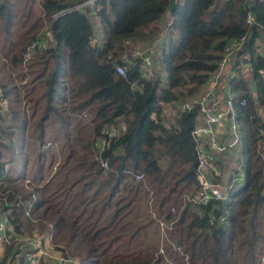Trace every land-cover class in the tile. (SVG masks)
I'll use <instances>...</instances> for the list:
<instances>
[{
    "label": "trees",
    "instance_id": "16d2710c",
    "mask_svg": "<svg viewBox=\"0 0 264 264\" xmlns=\"http://www.w3.org/2000/svg\"><path fill=\"white\" fill-rule=\"evenodd\" d=\"M171 1H98L102 39L94 42L84 15L51 18L70 0H0V108L5 101L9 114L0 127V216L7 233L45 236L65 264H264L262 163L255 149L257 130L264 129L256 117V105L264 107L257 74L264 62L255 46L264 44V0ZM43 30L48 47L40 41ZM158 37L149 79L138 62L115 73L123 41L149 46ZM238 38L244 41L235 67L239 60L248 66L250 80L234 69L231 90L245 99L243 107L233 105L245 177L224 199L193 205L198 113H177L166 129L161 105L173 108L195 94ZM157 56L163 80L154 73ZM119 125L115 138L102 134ZM14 262L25 264L9 242L0 264Z\"/></svg>",
    "mask_w": 264,
    "mask_h": 264
},
{
    "label": "built area",
    "instance_id": "2783aa9c",
    "mask_svg": "<svg viewBox=\"0 0 264 264\" xmlns=\"http://www.w3.org/2000/svg\"><path fill=\"white\" fill-rule=\"evenodd\" d=\"M39 0H35V4ZM100 0H70L67 5L61 11L51 15L54 20L58 16L66 13L76 12L84 15L89 21L96 22V10L98 9L97 2ZM182 0H172L171 4H177ZM247 25H251V21L246 20ZM96 38L95 31H93L92 40ZM243 38L234 39L228 42L223 49V54L220 60L216 64V69L208 76L205 83L200 89L193 95H190L183 100L178 101L176 105H172L174 109V115L177 113H184L192 109H196V123L192 130V137L196 143V167L194 170V178L197 182L198 193L191 198L193 205L204 206L209 200H221L224 199L229 190L233 191L236 186L243 183L244 172L242 169V163L236 166L234 163L240 154V130L236 118V112L233 105L243 107L245 105V99L241 96V91H232L231 85L234 81H237V73L235 68L239 69L244 78H248L249 67L242 63H239L235 67L236 53L240 51L243 45ZM96 42V41H94ZM160 43V39L146 46L144 49L139 50L135 46L133 41H123L122 47L126 49L125 54L121 58L122 64L115 67V73L117 75H123L125 67L138 62L140 67V74L143 79H149L153 73L152 71V58L156 54V48ZM38 44H32L26 49L25 61L31 55L33 49ZM264 45V44H263ZM264 62V53L263 56ZM228 62H230V69L227 71ZM257 74L264 80V67L257 71ZM250 81V80H249ZM220 84V102L218 105H211V98L217 85ZM248 89L252 92L253 84L248 82ZM251 99L256 102V95L253 94ZM162 107L171 108L169 104L161 105ZM218 106V108H215ZM256 117L264 122V107L256 105ZM170 123L165 121L164 127L168 129ZM217 129H221L220 134L216 133ZM123 127H109L102 130V134L107 139H113L116 137L119 131H122ZM258 142L255 146L256 154L262 163V193H264V129L258 128L257 130ZM233 152V158L226 159L227 153ZM219 158H225L223 164L224 172L219 174L217 167H220L221 162ZM227 161V162H226ZM217 162V164H216ZM100 167L106 169V163L100 162ZM223 176L224 181L215 182L213 177ZM141 175L135 176L134 179L139 181ZM6 221H0V238L3 236ZM41 248L36 247L34 252L25 253V264H40ZM73 264H77L76 261H71ZM66 261L59 259L57 264H65Z\"/></svg>",
    "mask_w": 264,
    "mask_h": 264
},
{
    "label": "rangeland",
    "instance_id": "374dc122",
    "mask_svg": "<svg viewBox=\"0 0 264 264\" xmlns=\"http://www.w3.org/2000/svg\"><path fill=\"white\" fill-rule=\"evenodd\" d=\"M34 9L36 12H38L36 5L34 6ZM168 15H169V11L167 9L165 14H164V17H168ZM92 24L94 26L93 31H95V36H96L94 41L98 42L99 39L100 40L102 39V36L100 34L101 31H100L98 25L94 21H92ZM41 34H43V36L41 37V40H40L41 44H43L42 46H44V47L50 46L51 44L49 42V36H48V34H46V31L43 30ZM172 37L175 38V36H172ZM158 38H161V37H158ZM142 41L146 42L147 40H142ZM257 42L258 41L255 42V46H256ZM257 50H258V52H262V50L259 49L258 47H257ZM156 55H157V53H156ZM153 65H154V73L157 74L158 76H160L162 80L165 79L164 78L165 75H164L163 65H162L161 60L158 56H157V60H156V57L154 58ZM0 69H1V67H0ZM22 106H23L22 110L24 111V114H27L28 113L27 103L23 102ZM162 108H163V114H164V118H165L166 122L170 123L172 121V118L174 115V109L173 108L168 109L167 107H162ZM8 117H9V114H8V110L6 107V102L4 101L1 104V108H0V127H2V125L6 124ZM227 156L229 159H231V158H233L234 154L232 151H230L229 153H227ZM6 158L7 157L4 156V160H6ZM218 161H220V160H218ZM242 161H243V157L241 154H239L237 161L234 164L236 166H238L242 163ZM224 162H225V160L221 162L220 167H217L218 173L224 172V169H225L223 167ZM121 188L122 189H120V191L126 190V186L122 185ZM235 189L237 190L238 187L236 186ZM2 217L3 216H0V221L3 220ZM159 226L162 229L164 227L169 229L162 222H159ZM165 236H166V234L164 235V238H165ZM9 242H12L13 249L17 248L20 251V254L23 255V258L25 257V253L34 252L36 250L37 246L40 247L41 248L40 249L41 250L40 264H57L58 260L60 259L59 255L52 251L50 243H48L49 239H47L45 236H39L35 233H32L31 236L24 235L22 237H14L11 234L7 233L6 227L4 229L3 236L0 238V257L3 254L4 246L8 245ZM159 249H161V246L159 247ZM129 251H132V250H129ZM157 253H158V251H157ZM157 253H155V254L157 255ZM159 253H161V252L159 251ZM9 264H15V262L9 263Z\"/></svg>",
    "mask_w": 264,
    "mask_h": 264
},
{
    "label": "crops",
    "instance_id": "0c3cea01",
    "mask_svg": "<svg viewBox=\"0 0 264 264\" xmlns=\"http://www.w3.org/2000/svg\"><path fill=\"white\" fill-rule=\"evenodd\" d=\"M169 22V16L168 17H164V19H162V21H160L158 24H162V25H160V26H158L159 27V29H163V27H164V23H165V26H166V23H168ZM165 29V28H164ZM159 33H157V35H158ZM157 35H156V37H157ZM134 42V44H135V46L137 47V49H139V50H142V49H144L146 46H147V43H145V42H143V41H138V42H136V41H133ZM147 42V41H146ZM256 46L259 48V49H261L262 50V52H258V50H257V54L259 55V56H263V53H264V45L261 43V42H258L257 44H256ZM229 65H230V62H228V67H227V71H229V69H230V67H229ZM244 66V65H243ZM212 100H211V102H209L211 105H218V102H220V84H218L217 85V87L215 88V90H214V92H213V95H212V98H211ZM215 108H218V106H215ZM222 132V130L221 129H217L216 130V133L217 134H220ZM228 158V156H226V159ZM218 160H220V162H222V161H224L225 160V158H219ZM24 259V258H23Z\"/></svg>",
    "mask_w": 264,
    "mask_h": 264
},
{
    "label": "clouds",
    "instance_id": "9594fccd",
    "mask_svg": "<svg viewBox=\"0 0 264 264\" xmlns=\"http://www.w3.org/2000/svg\"><path fill=\"white\" fill-rule=\"evenodd\" d=\"M37 44H38L37 46L39 47V43H37ZM239 186H240V185H239ZM234 190H235V189H234Z\"/></svg>",
    "mask_w": 264,
    "mask_h": 264
}]
</instances>
